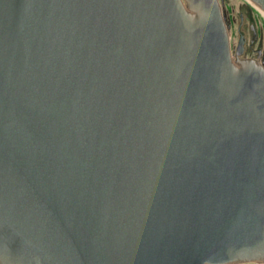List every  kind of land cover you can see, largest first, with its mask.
<instances>
[{
	"label": "water",
	"instance_id": "water-1",
	"mask_svg": "<svg viewBox=\"0 0 264 264\" xmlns=\"http://www.w3.org/2000/svg\"><path fill=\"white\" fill-rule=\"evenodd\" d=\"M250 261L264 65L220 1L0 0V264Z\"/></svg>",
	"mask_w": 264,
	"mask_h": 264
},
{
	"label": "rangeland",
	"instance_id": "rangeland-1",
	"mask_svg": "<svg viewBox=\"0 0 264 264\" xmlns=\"http://www.w3.org/2000/svg\"><path fill=\"white\" fill-rule=\"evenodd\" d=\"M228 33L230 44L233 48L238 45L239 33L238 24L240 21L239 14L242 11L244 14H249L246 23L253 21L260 30V40L257 47L262 48L264 52V14L258 10L249 0H219ZM242 264H264V262L250 261Z\"/></svg>",
	"mask_w": 264,
	"mask_h": 264
},
{
	"label": "flooded vegetation",
	"instance_id": "flooded-vegetation-1",
	"mask_svg": "<svg viewBox=\"0 0 264 264\" xmlns=\"http://www.w3.org/2000/svg\"><path fill=\"white\" fill-rule=\"evenodd\" d=\"M248 15L249 14H244L242 11L239 14L240 21L237 30L239 35L240 33L244 34V44L239 54H237L238 45L235 48L231 46L232 56L234 59L256 60L264 65L263 49L257 47L260 40V30L253 21H250L248 24L246 23Z\"/></svg>",
	"mask_w": 264,
	"mask_h": 264
},
{
	"label": "bare ground",
	"instance_id": "bare-ground-1",
	"mask_svg": "<svg viewBox=\"0 0 264 264\" xmlns=\"http://www.w3.org/2000/svg\"><path fill=\"white\" fill-rule=\"evenodd\" d=\"M252 4H253V6H255L258 10H260L263 14H264V10L260 7V6H258L256 3H254L252 0H249Z\"/></svg>",
	"mask_w": 264,
	"mask_h": 264
}]
</instances>
